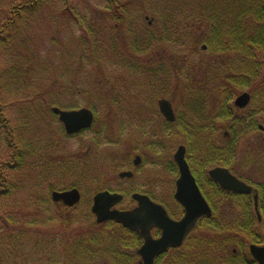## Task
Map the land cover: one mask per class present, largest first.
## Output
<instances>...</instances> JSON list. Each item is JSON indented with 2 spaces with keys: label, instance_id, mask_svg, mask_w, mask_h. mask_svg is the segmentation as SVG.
Wrapping results in <instances>:
<instances>
[{
  "label": "rangeland",
  "instance_id": "obj_1",
  "mask_svg": "<svg viewBox=\"0 0 264 264\" xmlns=\"http://www.w3.org/2000/svg\"><path fill=\"white\" fill-rule=\"evenodd\" d=\"M9 1L0 0V20L8 13ZM57 4L60 9L67 4L71 13L53 18V8L52 13L45 8L37 16L18 21L11 30V41L0 46V69L6 81L1 93L5 118L0 119V264H15L22 257L32 264H104V260L90 257L89 252L97 249L103 252L98 257L110 259V264H123V259L132 264L134 255L120 252L134 244L135 236L119 224L96 223L91 210L94 194L101 189L120 191L125 199L117 208L123 209L136 205L133 191H148L179 216L182 207L173 197L179 175L174 153L185 144L183 129L191 123L211 127L216 131L215 145L230 147L231 120L219 114L224 105L221 102V107L214 98L206 101L210 115H195L185 107L181 84L176 80L180 71L174 70L178 65L187 74L189 63L202 57L199 52L178 61L176 58H182L189 47L177 48L166 42L136 51L128 26L112 29L118 25L102 14L105 0ZM148 14V18L145 13L134 14V24L154 26V16ZM92 27L98 32L90 34ZM110 36L115 39L113 48L107 46ZM86 37L94 47L88 48ZM148 60L152 63H146ZM152 65L173 73L169 84L167 80L163 86L157 84L158 89L152 86L158 76ZM169 88L177 114L173 128L163 125L156 106V97L167 96ZM53 107H86L94 111L95 119L85 131L68 136ZM259 118L264 122L263 116ZM260 135L248 127L234 140L232 158L228 156L227 163L207 165L206 169L224 164L249 183H264V135ZM193 151L194 165L187 147L189 164L204 176L206 166L200 159L206 157L198 154L195 145ZM136 155L142 157L138 167L133 164ZM125 170L133 171L134 177L120 181L119 173ZM74 186L82 193L74 207L52 201L53 190ZM215 198H219L216 190ZM224 204L235 216L239 203L225 200ZM44 217L47 219L42 222ZM227 217L228 212L222 215L225 221ZM205 231L209 232L199 225L191 239H208ZM42 237L48 242L55 238L56 243L44 248L45 255L40 257ZM93 237L97 241L89 248Z\"/></svg>",
  "mask_w": 264,
  "mask_h": 264
},
{
  "label": "trees",
  "instance_id": "obj_2",
  "mask_svg": "<svg viewBox=\"0 0 264 264\" xmlns=\"http://www.w3.org/2000/svg\"><path fill=\"white\" fill-rule=\"evenodd\" d=\"M68 0H10V8L7 9L6 17L0 20V46L6 45L11 41V30L16 28L18 21L37 16L45 8L50 9L49 13L54 14L53 18L65 16L69 13L67 4L62 9L58 2L67 3ZM106 7L102 14L108 15V19L114 22L112 29L121 30L125 25L128 26L131 38V46L136 51L146 46L153 49L155 46L162 45L163 42L173 44L177 48L189 47L186 54L176 59L179 61L188 58L189 53L196 55L199 52L202 57L195 62L189 63L186 73L181 72V67L176 66L174 71L177 73V84H181L179 92L185 100V107L197 115H210L206 113V106L211 99L222 101L224 107L220 109V115L231 120V131L233 140L229 143L230 147L214 143L216 134L215 129L201 127L199 124H190L183 129L185 136L184 142L188 147V156L192 165H194L193 146L198 147L199 155L206 157L203 162L204 176H200L197 170L192 169L196 175L197 181L202 191L207 195L212 204L217 203L215 190L219 189L218 183L208 174L207 165L216 163H227V157L235 154L234 140L251 126L248 123L250 112L246 110L231 109V100L242 89L246 88L253 92L255 108L264 117V0H105ZM56 7V9H55ZM153 14L154 26H138L134 22V14L142 15ZM150 17V16H149ZM93 29V30H92ZM97 28H89L90 34H94ZM114 38L109 37L108 47H115ZM132 40V39H131ZM89 43L88 37L85 38ZM138 43V45H137ZM118 44V43H117ZM88 48L94 47L88 44ZM207 45L203 50L202 46ZM100 46L96 44L95 47ZM206 54V56H205ZM175 59V58H174ZM146 63H152L148 60ZM163 63L159 61V64ZM197 68V70L193 69ZM163 69V70H161ZM161 66L158 69L152 65L154 72H157L153 82V87L157 88L160 83L163 86L173 73L165 70ZM183 71V72H185ZM202 79V81H200ZM157 81V82H156ZM171 80H168V84ZM6 81L2 77L0 69V119L3 116V102L1 103V93L5 87ZM252 86H259L254 88ZM161 87L160 89H162ZM159 89V90H160ZM169 88V93H172ZM158 92V90H152ZM262 92V93H260ZM172 99V95H170ZM213 99V100H214ZM139 112V110H138ZM257 114L254 115L257 119ZM6 120V119H5ZM233 142V144H232ZM193 151V152H192ZM196 155V154H195ZM232 158V157H231ZM20 159V157H17ZM209 189L211 190L209 193ZM261 201L264 203V188L261 189ZM209 194H208V193ZM213 193V194H212ZM250 203V200L242 201ZM172 212V209L170 208ZM228 211H225L226 213ZM176 214L174 211L172 212ZM217 212L213 213V218L206 221L204 232L208 239L205 244L196 248V253L190 252V247L185 245L176 250V255L170 260H164V264H255L251 261L244 251L247 244L264 242L263 226H223L217 224ZM248 219L256 220L253 213H247ZM215 218V219H214ZM234 213L228 212L226 222L233 224L235 221ZM123 228V227H122ZM55 240H51L48 248L53 245ZM193 239H189V242ZM13 247V246H11ZM10 247V248H11ZM124 247V245H123ZM234 248L237 249L236 253ZM11 254H14L11 251ZM21 256V255H20ZM162 263V264H163ZM15 264H32L27 258H20Z\"/></svg>",
  "mask_w": 264,
  "mask_h": 264
},
{
  "label": "water",
  "instance_id": "obj_3",
  "mask_svg": "<svg viewBox=\"0 0 264 264\" xmlns=\"http://www.w3.org/2000/svg\"><path fill=\"white\" fill-rule=\"evenodd\" d=\"M207 46L203 45V49ZM251 101V94L244 91L235 99V105L244 108ZM161 113L169 121L176 118L171 101L167 99L159 100ZM52 111L59 115L68 134L78 133L83 129L92 126L94 112L89 108L74 110H63L53 107ZM260 128H264L263 125ZM174 160L179 168V177L176 181L175 199L181 203L185 213L181 219H174L169 214L167 208L148 195L135 193L133 198L138 201L139 206L132 210H121L116 205L122 201L123 195L117 192L101 191L94 198L92 211L96 215L98 223L107 220H115L123 226L138 232L145 240L139 249L144 264H153L157 255L167 251L171 247L181 246L189 233L197 226L202 216L210 217L212 208L203 195L191 167L186 158V146L180 145L174 153ZM142 162L141 156L134 158V165L139 166ZM222 188L238 193H251L252 186L240 180L226 167H215L209 171ZM121 177H132V171H122ZM54 201H63L68 206L77 204L81 199L79 189L73 188L63 191H53ZM256 210H258L257 196H255ZM161 230L158 238L153 237L152 229ZM250 251L260 264H264V246L251 244Z\"/></svg>",
  "mask_w": 264,
  "mask_h": 264
},
{
  "label": "flooded vegetation",
  "instance_id": "obj_4",
  "mask_svg": "<svg viewBox=\"0 0 264 264\" xmlns=\"http://www.w3.org/2000/svg\"><path fill=\"white\" fill-rule=\"evenodd\" d=\"M254 88H260L259 86H252ZM249 93L251 94V101L250 103L248 104V106L246 108H240L238 106L235 105V99H236V96H234V98L231 100L230 102V105H228L231 109L235 108V109H240V110H246L251 104H253L254 102V93L249 91ZM262 93V92H260ZM170 94H167V96H162V97H159L157 96L156 97V106L158 108V112H160L161 116L163 117V125L165 126H168L169 128H173L174 125L176 124L177 122V114H176V111H175V114H176V119L171 122L169 120L166 119V117L161 113L160 111V108H159V100L160 99H167L169 101H171L173 107H174V104H173V101L172 99L170 98ZM148 99V98H147ZM221 102L222 101H218V103L220 104V106L222 107V105H225V103H223L221 105ZM155 103V102H154ZM175 110V108H174ZM157 111V110H156ZM258 112V116H257V119H255L254 115L257 114ZM157 113V112H156ZM149 114V112L147 113ZM250 114V117L248 118V123L252 126H254V130L256 129L257 131H259L261 133V135H264V128H260L261 125L264 126V122L259 118L260 116V112L255 108V103L253 104L252 108H251V112L249 113ZM159 115V113L157 114ZM152 122V121H151ZM146 123H149V121H147ZM260 135V136H261ZM263 138V137H262ZM264 139V138H263ZM187 147V146H186ZM137 156V155H136ZM140 156V155H139ZM142 158V157H141ZM235 158V157H234ZM137 167V166H135ZM217 167H226L228 168L231 172H232V168L228 167V166H225L224 164H221ZM193 171V170H192ZM233 174H235L239 179H241L242 181L246 182L248 185L252 186V192L251 193H238V192H234V191H228V190H225L224 188H222V186L219 185V189L216 190L218 191L219 193V198H217V203L216 204H212L211 201L208 199L207 195L204 193L205 197L207 198L210 206L212 207V210H213V213L214 212H217V216H216V219L217 220V224L220 226V227H223L225 225L227 226H249V227H255L256 225L257 226H263L264 227V203H262L261 201V192H263L261 189L264 188V183L263 181H258V182H253V183H249L247 182L243 177H241L240 175H238L237 173H234L232 172ZM194 174V173H193ZM195 175V174H194ZM196 176V175H195ZM134 177V174L132 177H120L119 175V178H120V181H125V179L127 180H130ZM177 180V179H176ZM2 185H5L3 182H1ZM175 185H176V182H175ZM262 186V187H261ZM73 188V187H71ZM7 189H10V186L7 187ZM6 188L3 190L4 192L7 190ZM105 190H108L110 191L109 189H101L99 190L97 193L94 194V197H93V204H94V198L95 196L101 192V191H105ZM175 191H176V188H175ZM112 192V191H111ZM118 192V191H117ZM120 193V191L118 192ZM135 193H141V194H145V195H148L152 200L154 201H157V199L152 195L150 194L148 191H141V192H138V191H133L132 194H131V197L132 199L135 201L136 205L135 206H132V207H129V208H123L121 210H132L134 208H136L137 206H139V203L137 200H135L133 198V194ZM122 195H124L123 193H121ZM255 196H257V199H258V210L260 212V217L257 213V210H256V205H255V202H256V199H255ZM173 197H174V200L176 201L177 204H179L181 207H182V211H181V214H179V216L176 214V215H173L172 213V216L175 218V219H180L183 217L184 213H185V209L184 207L182 206V204H180L176 199H175V192L173 194ZM251 198V200L249 199ZM125 197H123L122 201L119 202L116 207L118 205H120L123 201H124ZM225 200L228 202V201H232V200H236L237 203H239V205L236 207V215L234 216L236 219L234 221L233 224H230L228 222H226L223 218H222V215H224V212L225 211H228L231 210L229 207H226V205L224 204ZM245 200H250L251 202L250 203H243L242 201H245ZM158 202V201H157ZM165 204V203H163ZM166 205V204H165ZM93 206V205H92ZM119 209V208H118ZM169 209V208H168ZM92 210V209H91ZM40 211H43V209H40ZM170 211V210H169ZM44 212V211H43ZM230 212H233V211H230ZM247 213H253V215L256 217V220L254 219H248L247 220ZM213 218V215L211 217H208V216H202L199 221H198V224L197 226L189 233L188 237L185 239L184 243L179 246V247H171L169 248L167 251L159 254L156 256L155 260H154V263L153 264H162L163 262H165L164 260H170L172 258H174V256L176 255V250H179L181 249L182 247H184L185 245H187L188 247H190V252L192 253H196L194 250L198 247V248H201L200 245L202 244H205L206 240L207 239H203L201 238L200 236L196 238V240H193L191 242H189V239L191 237V235L197 230V228L199 227V225H204L205 228H206V221L208 219H211ZM47 218H43V220H41L42 222H45ZM215 219V218H214ZM108 222H112V223H115L113 221H107V222H104L102 223V225L108 223ZM117 224V223H116ZM123 229H126V231H128L129 233L133 234L135 236V242L133 245H129L128 244V250H122L120 253L122 254H125V255H129L130 257H132L133 255V259H132V264H144V261H143V258L139 252V249L141 248V246L144 244L145 240L144 238L138 233V232H134L133 230L129 229V228H123ZM152 234H153V237L155 238H158L160 237L161 235V230L158 229V228H153L152 230ZM42 239L38 245L39 248H38V254L40 257H42L43 255H45L44 253H42L43 249L48 247V244L49 242L47 241V237H42L40 238ZM52 240H55L52 239ZM94 240L95 238H91V241H90V244H89V248H91V244L94 243ZM97 241V240H95ZM100 242V241H98ZM56 243V241H54L53 245ZM251 244H256V245H259V246H264V242H261V243H256V242H253V243H250L248 246L246 245L244 247V251L245 253L247 254L248 258L251 260V261H254L255 264H260L258 262V260L253 256V254L251 253L250 251V246ZM53 245L51 247H53ZM36 247H32V249H35ZM194 249V250H193ZM99 250L101 249H97L95 251H90V257H93V258H98L99 261L101 260H104V264H110L111 261L110 259H100L98 256L100 253H103V252H100ZM234 252L236 253L237 249L234 248L233 249ZM115 256H118L117 254H114ZM44 264V263H43ZM119 264V263H118ZM123 264H129V260L127 259H123ZM164 264V263H163ZM172 264V263H171Z\"/></svg>",
  "mask_w": 264,
  "mask_h": 264
},
{
  "label": "bare ground",
  "instance_id": "obj_5",
  "mask_svg": "<svg viewBox=\"0 0 264 264\" xmlns=\"http://www.w3.org/2000/svg\"><path fill=\"white\" fill-rule=\"evenodd\" d=\"M66 132V131H65ZM66 134L68 135V136H71V135H73V134H68L67 132H66Z\"/></svg>",
  "mask_w": 264,
  "mask_h": 264
}]
</instances>
